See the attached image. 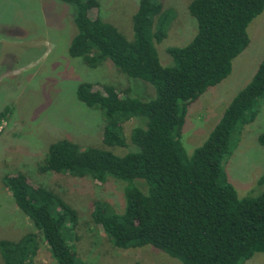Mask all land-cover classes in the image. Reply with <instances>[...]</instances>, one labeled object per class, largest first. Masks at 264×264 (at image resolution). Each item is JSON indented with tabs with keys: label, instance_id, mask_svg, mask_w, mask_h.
Masks as SVG:
<instances>
[{
	"label": "trees",
	"instance_id": "16d2710c",
	"mask_svg": "<svg viewBox=\"0 0 264 264\" xmlns=\"http://www.w3.org/2000/svg\"><path fill=\"white\" fill-rule=\"evenodd\" d=\"M58 1L71 9L76 29L70 57L89 68L108 64L152 86L155 97L140 100L109 84H80L77 100L104 116L103 145L127 152L118 156L58 140L49 145L38 171L88 178L97 185L109 179L121 182L122 211L98 201L89 214L116 248L149 245L183 264H243L264 253V192L239 198L222 170L232 135L254 121L264 98V57L191 156L180 140L188 105L230 74L264 0H191L187 11L196 20V32L184 46L165 49L169 66L161 65L156 48L176 17L174 6L137 0L133 37L127 40L115 26L91 15L98 8L96 0ZM257 141L264 147V133ZM1 180L35 229L15 241L0 240L2 264H34L41 244L56 264H85L73 248L77 212L24 174H6Z\"/></svg>",
	"mask_w": 264,
	"mask_h": 264
},
{
	"label": "rangeland",
	"instance_id": "374dc122",
	"mask_svg": "<svg viewBox=\"0 0 264 264\" xmlns=\"http://www.w3.org/2000/svg\"><path fill=\"white\" fill-rule=\"evenodd\" d=\"M96 1L98 8L92 9L91 15L115 26L127 40L132 38L137 0ZM161 1L174 6L176 12L167 37L156 48L161 65L169 66L171 62L165 64L168 62L165 49L187 44L195 35L197 24L187 11L191 0ZM246 32L248 45L232 60L227 78L205 89L187 107L180 140L188 156L207 139L263 59L264 9L250 22ZM75 33L71 9L58 0H0V113L5 111V117H0V240L15 241L35 231L1 180L3 175L21 173L32 183L58 194L77 212L73 248L85 264H183L179 258L149 245L116 248L92 223L89 214L95 202L105 201L122 211L121 182L109 179L104 185H97L88 178L38 171L49 145L58 140L118 156L127 152L124 148L103 145L104 116L77 100L76 89L80 84H109L121 94L128 92V96L140 100L155 97L152 86L129 78L108 64L89 68L80 59L70 57L68 46ZM125 132L128 136L129 126ZM261 133H264V98L259 101L254 121L232 135L230 154L222 162V170L239 198L264 192V147L257 141ZM34 264H56L45 244H41ZM243 264H264V253H255Z\"/></svg>",
	"mask_w": 264,
	"mask_h": 264
}]
</instances>
